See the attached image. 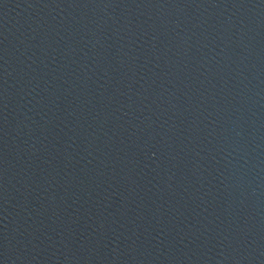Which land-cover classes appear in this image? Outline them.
Masks as SVG:
<instances>
[{
  "label": "water",
  "instance_id": "1",
  "mask_svg": "<svg viewBox=\"0 0 264 264\" xmlns=\"http://www.w3.org/2000/svg\"><path fill=\"white\" fill-rule=\"evenodd\" d=\"M243 264H264V219Z\"/></svg>",
  "mask_w": 264,
  "mask_h": 264
}]
</instances>
